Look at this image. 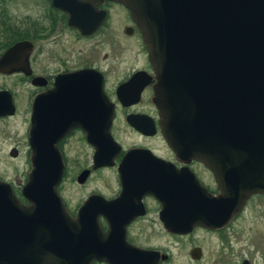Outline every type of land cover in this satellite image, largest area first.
Listing matches in <instances>:
<instances>
[{
  "label": "water",
  "instance_id": "water-1",
  "mask_svg": "<svg viewBox=\"0 0 264 264\" xmlns=\"http://www.w3.org/2000/svg\"><path fill=\"white\" fill-rule=\"evenodd\" d=\"M101 1L123 7L140 34L154 75L151 103L176 163H202L218 196L206 194L189 170L172 173L132 150L122 156L119 201L91 196L74 221L57 200L55 143L69 129H85L93 169H110L119 148L110 138L112 108L100 76L64 75L32 104L22 190L29 207L0 184V264H160L157 252L124 244V226L142 210L138 197L159 200L164 228L176 234L226 229L250 195L264 197V0H52L51 7L79 35H92L106 14L95 8ZM15 49L1 58L0 70ZM103 217L108 235L96 223Z\"/></svg>",
  "mask_w": 264,
  "mask_h": 264
},
{
  "label": "flooded vegetation",
  "instance_id": "flooded-vegetation-1",
  "mask_svg": "<svg viewBox=\"0 0 264 264\" xmlns=\"http://www.w3.org/2000/svg\"><path fill=\"white\" fill-rule=\"evenodd\" d=\"M51 2L0 0V60L16 48L6 66L0 70V125L7 127L6 122L21 110L23 130L20 140L14 138L13 141L11 131L0 129V149L8 145L5 158L17 160L24 154L29 164L28 130L32 104L37 95L51 91L59 77L92 71L100 76L103 96L111 105L110 138L118 144L119 152L114 155L110 169H93V146H87L85 129H69L67 138L55 143L62 172L57 200L59 198L68 216L77 220L81 216V206L91 196L119 201L122 156L132 150H140L171 166L172 173L189 170V176H195V184H201L206 194L218 196L212 173L204 169L200 162L186 161V166L177 164L175 154L169 151L160 135L157 111L151 103L154 75L140 34L128 12L121 6L101 1V7L95 8L106 14L99 29H92V35H79V30L67 26L63 12L51 7ZM30 7L40 9L41 14L35 18L29 16ZM112 10L117 11L119 16L111 15ZM108 27L115 33V38L107 35L110 32L106 29ZM62 30L69 34L67 42L76 44L91 42L102 34L111 50L114 45L117 47L115 52L119 58L110 60V49L103 51L98 59L94 50L78 51L74 57L65 56L63 54L67 50L60 49L58 44ZM79 60L82 63L78 64ZM136 74L140 75L137 82L128 88H121ZM144 77L148 78V83L141 87ZM9 110L11 114H7ZM121 131L123 141L118 135ZM128 138L137 142L122 145ZM98 171L109 172L107 183L110 192L90 191L70 210L61 192L65 177L69 175L70 181L79 188ZM28 173L19 184L0 176V184L10 187V198H15L17 204L24 208L29 207L22 196ZM138 200L142 210L138 218L129 220V226H124V244L139 251L157 252L158 258H163L160 264H264V236L258 234L261 239L258 237L255 240L252 229L245 225V219H252L253 215L257 219L264 218L263 196L250 195L226 229L195 227L185 234H176L164 228L160 203L153 200V195L138 197ZM96 223L100 233L108 235L105 217L97 219Z\"/></svg>",
  "mask_w": 264,
  "mask_h": 264
},
{
  "label": "rangeland",
  "instance_id": "rangeland-1",
  "mask_svg": "<svg viewBox=\"0 0 264 264\" xmlns=\"http://www.w3.org/2000/svg\"><path fill=\"white\" fill-rule=\"evenodd\" d=\"M41 12L42 11L40 9L38 10V9H34L30 7L28 10V15L35 18L37 15L39 16ZM111 15H113L114 17L119 16L118 12L115 10H112ZM106 29H110V32H107V35H110V37L112 38L116 37L115 33L111 32V27H108ZM106 29H105V32L102 33L103 35H105ZM60 32L63 35L61 36L60 43L58 44H59L60 49L67 50L68 53L66 52L63 54L65 56L74 57V55H76V52L78 53V51H80L81 53L82 52L85 53L87 51L90 52L94 50V55L98 53L97 55V59H98L100 58V55H102L103 51L107 52V50L110 49L107 42L104 40L102 34L91 42H88V43L81 42L79 44L78 43L76 44V43H71L70 41L67 42L69 34L65 30H62ZM91 47L94 49H92ZM59 48H58V51H59ZM115 50H117V47H115L114 45L113 49L111 50L112 59L110 60H116L119 58ZM50 51H52V49H50ZM124 57L125 56L121 58H124ZM77 62L78 64L82 63L80 60ZM77 62H73V63H77ZM21 122H22V115H21V110H19L18 114L14 118L6 122L7 127H1L0 125V129H7V131H11L12 136H13V141H14V138L16 140H20L22 132H23ZM118 135L120 136V139L123 141L124 140L123 131L119 132ZM132 142L136 143L137 141L135 139L128 138L126 142H123V143L121 142V143L122 145L126 146ZM7 146L8 145L5 144V146L1 147L0 149V176L3 178H6L9 181H12L15 184H19L21 180L23 179V177L25 176V173L29 171V164L27 163L26 157L24 154H22L21 157H19L17 160H9L5 158V151L8 148ZM22 150H24V148ZM108 177H109L108 171H98L89 178V180L83 187H79V188L76 187L70 181L69 175L65 177V180L63 181V184L61 187V192L63 193V197L67 203L68 208L70 210L73 209L75 205L78 203V201L86 193L90 191H97L101 194H107L108 192H110L111 189H109V185L107 183ZM248 212H249V216H252L250 211ZM253 216L254 217H252V219H248V218L245 219V225H247L248 229L249 228L252 229L254 238L255 240H257L259 237L258 234H261L264 236V218L257 219L255 215Z\"/></svg>",
  "mask_w": 264,
  "mask_h": 264
}]
</instances>
